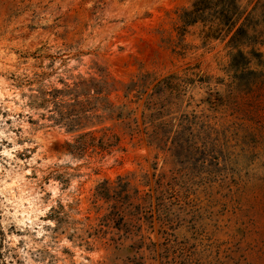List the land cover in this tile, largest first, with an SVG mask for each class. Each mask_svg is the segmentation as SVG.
Returning a JSON list of instances; mask_svg holds the SVG:
<instances>
[{
    "label": "rangeland",
    "instance_id": "obj_1",
    "mask_svg": "<svg viewBox=\"0 0 264 264\" xmlns=\"http://www.w3.org/2000/svg\"><path fill=\"white\" fill-rule=\"evenodd\" d=\"M0 264H264V0H0Z\"/></svg>",
    "mask_w": 264,
    "mask_h": 264
},
{
    "label": "trees",
    "instance_id": "obj_2",
    "mask_svg": "<svg viewBox=\"0 0 264 264\" xmlns=\"http://www.w3.org/2000/svg\"><path fill=\"white\" fill-rule=\"evenodd\" d=\"M115 192V191H114Z\"/></svg>",
    "mask_w": 264,
    "mask_h": 264
}]
</instances>
